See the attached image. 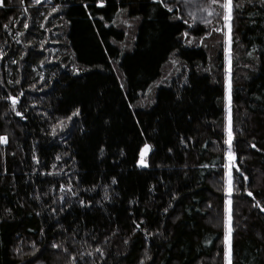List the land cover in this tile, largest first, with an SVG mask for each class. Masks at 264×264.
Instances as JSON below:
<instances>
[{"label":"trees","instance_id":"1","mask_svg":"<svg viewBox=\"0 0 264 264\" xmlns=\"http://www.w3.org/2000/svg\"><path fill=\"white\" fill-rule=\"evenodd\" d=\"M209 1L192 26L175 0H0V264H227L228 209L231 264H264V0H231L230 144Z\"/></svg>","mask_w":264,"mask_h":264},{"label":"rangeland","instance_id":"2","mask_svg":"<svg viewBox=\"0 0 264 264\" xmlns=\"http://www.w3.org/2000/svg\"><path fill=\"white\" fill-rule=\"evenodd\" d=\"M167 1H173V0H167ZM179 3L178 6V12L182 16H186L190 19V23L193 26L196 21L203 23L204 25L211 24L210 20L213 18V15H215L214 11L212 9V3L209 4V0H202V3L199 4L200 8L194 7L192 3L193 0H175ZM223 22L221 25V31L223 32V35L225 37V63H226V70L227 74L225 77V100H226V133H227V143L230 144L232 141V134H231V127H230V120H231V82H230V62H231V42H232V27H233V18H232V4L230 8L228 7V0H223ZM206 5V6H205ZM206 7V9H205ZM230 17V18H229ZM188 33H191V31H188ZM117 69V74L119 76V79L121 80V83L123 84V76L120 73L119 69ZM148 105V103L145 102V98L141 97V99H138L137 102L133 105V107L136 108H145ZM152 149V146L150 143H147L144 145L140 152V156L138 159V165L139 166H147L149 161V154ZM233 154L231 151L227 152L226 156V172H227V184H226V190L227 192L231 191V167H232V160H233ZM228 200V198H227ZM229 203V202H228ZM229 241H230V248H229ZM226 251H227V264H231V233L229 235V209L227 214V222H226ZM32 264H46L43 261H37Z\"/></svg>","mask_w":264,"mask_h":264},{"label":"snow or ice","instance_id":"3","mask_svg":"<svg viewBox=\"0 0 264 264\" xmlns=\"http://www.w3.org/2000/svg\"><path fill=\"white\" fill-rule=\"evenodd\" d=\"M215 2H217V0H213V3H215ZM230 6H231V0H228V7L230 8ZM76 114H78V113H76ZM4 139H6V138H4ZM249 195H251V193H249ZM229 203H230V201H229ZM230 225H231V216H230V209H229V235L231 233V226ZM229 248H230V241H229Z\"/></svg>","mask_w":264,"mask_h":264}]
</instances>
